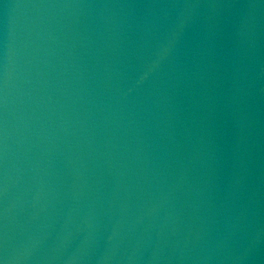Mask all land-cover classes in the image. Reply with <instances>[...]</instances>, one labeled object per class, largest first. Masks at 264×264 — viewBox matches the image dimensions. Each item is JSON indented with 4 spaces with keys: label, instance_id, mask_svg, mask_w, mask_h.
Returning <instances> with one entry per match:
<instances>
[{
    "label": "water",
    "instance_id": "water-1",
    "mask_svg": "<svg viewBox=\"0 0 264 264\" xmlns=\"http://www.w3.org/2000/svg\"><path fill=\"white\" fill-rule=\"evenodd\" d=\"M0 264H264V0H0Z\"/></svg>",
    "mask_w": 264,
    "mask_h": 264
}]
</instances>
